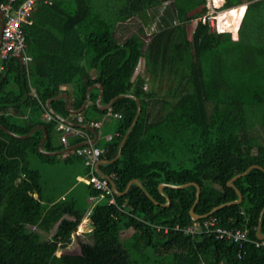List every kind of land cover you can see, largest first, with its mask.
<instances>
[{
	"label": "trees",
	"instance_id": "1",
	"mask_svg": "<svg viewBox=\"0 0 264 264\" xmlns=\"http://www.w3.org/2000/svg\"><path fill=\"white\" fill-rule=\"evenodd\" d=\"M243 3L247 6L239 40L233 42L230 33L217 32L202 20L206 0L36 1L32 13L36 24L23 26L31 60L22 65L12 54L0 61V123L19 135L44 125V149L58 151L66 145L57 120L46 118L47 99L66 92L70 108L78 109L95 83L103 85L102 104L119 94H133L141 101L138 120L119 158L100 164V169L119 192L133 178L143 188L133 183L125 194L114 195L117 205L101 199L91 208L93 257L58 253L71 243L88 206L70 195L47 196L42 173L32 161L79 162L83 174L88 168L75 150L40 153V128L26 138L0 128V264H264V248L251 242L240 248L229 239L174 229L194 221L190 209L197 195L195 185L159 190L161 183H197L200 196L194 212L204 215L236 200L237 192L228 181L258 165L233 180L242 193L241 202L219 207L209 216L220 226L247 229L251 239H257L261 221L264 234V130L256 121L261 120L264 128V95L257 86L264 81V72L246 64L254 58V48L241 32L243 27L244 32L260 28L264 0H225L224 7ZM151 25L153 31L147 32ZM119 26L135 30L121 39ZM231 26L233 19L228 18L222 27ZM141 59L143 70L136 73ZM98 93L97 87L89 92V103L80 114H71L64 98L50 104L75 124L87 125L108 111L120 113L117 133L98 144L103 148L101 159H112L137 103L122 96L110 109H100ZM83 185L87 194H97L91 185ZM167 197L170 202L164 205ZM65 215L73 220H63ZM128 229L131 234L123 238Z\"/></svg>",
	"mask_w": 264,
	"mask_h": 264
},
{
	"label": "built area",
	"instance_id": "2",
	"mask_svg": "<svg viewBox=\"0 0 264 264\" xmlns=\"http://www.w3.org/2000/svg\"><path fill=\"white\" fill-rule=\"evenodd\" d=\"M36 1L37 0H22L17 3V0H6L0 3V11L2 12L4 19L0 39V61L7 59L16 52L22 53V60L24 63H27L30 60V56L25 52L26 37L23 31V26L27 24H36V21L32 16ZM224 3L225 0H206L207 11L202 17V20L207 21L210 27L217 32H233L234 34V31L220 28L219 18L225 13H228L229 10L238 6L225 8ZM246 6L245 3L239 25L245 13ZM239 25L235 33H238ZM112 114L117 118L121 117L120 113L114 112ZM46 118L56 119L49 112L46 113ZM56 120L57 129L61 130L64 134L73 133L79 135L82 133V130L78 126L64 123L58 119ZM80 120L81 119H79V121ZM89 124L95 127L100 126L99 122H90ZM112 136L113 135H109L108 139H111ZM62 141L66 144L65 136H62ZM102 152V148L90 143L79 146L75 149V153L83 159L84 165L88 168L87 173L83 176H79L78 179L91 185V187L97 191L96 195H89L88 197L90 208L101 199H106L109 204L117 205L114 196L115 192L110 180L96 171V166L101 160ZM152 227L158 230L162 228L165 232L168 230V227H162L161 225H152ZM174 229L181 230L185 234H207L215 235L217 238L229 239L237 243L240 248H243L246 242H251L256 247L264 248V238L251 239L248 236L247 229L220 226L217 224L216 218L213 216L207 217L202 222L194 220L188 225L181 226L177 224Z\"/></svg>",
	"mask_w": 264,
	"mask_h": 264
},
{
	"label": "crops",
	"instance_id": "3",
	"mask_svg": "<svg viewBox=\"0 0 264 264\" xmlns=\"http://www.w3.org/2000/svg\"><path fill=\"white\" fill-rule=\"evenodd\" d=\"M244 5H245V3L239 5L236 8H233V10L240 9V14H241V15H239V17H238L237 20H236V18L234 19L235 24H236V27L239 25L240 18H241L242 14H243ZM246 5H247V3H246ZM123 24H127V23L125 22ZM133 30H135V27L119 26L118 29H117V36L122 39L123 37L127 36ZM236 30L237 29L231 30V31H234L233 36H231V41H233V42H236V41L239 40V33H235ZM244 42H246V43L247 42H250L253 45V48H254V56H253L254 58L252 60H250V61L249 60H246L245 61L246 64L251 63L253 67H256L257 69H259V70H261V71L264 72V18L261 20L260 28L256 29L255 31H251V29H250L249 32L245 33V35H244ZM25 52H26V50H25ZM26 54L28 55L27 52H26ZM28 56H30V55H28ZM30 60H31V57H30ZM27 63H24L23 62L22 65H27ZM64 87H66V86H64ZM64 93H66V92H64ZM98 95H99V93H98ZM88 103H89V98H88V101L86 102L84 108L86 107V105ZM65 106H66V102H65ZM68 107L70 108V106H69V96H68ZM66 109H67V107H66ZM70 109L71 110H76V109H72V108H70ZM108 109H110V108H108ZM81 111L79 113H74L72 111H69V112L71 114H74L75 115V114H80ZM95 116H96V120H93L92 122H99L100 123V126L99 127H95V126H92L90 124H87V127H84V128L86 130H88V131H83L81 129L82 130V133L79 134V135H75L73 133H67V134H64L63 133L64 134L63 136L66 137V144L63 142L64 145H66L65 148L70 147V146H73V145H75L77 143H80V142L73 143V142L76 141V139H79V138H82L83 141H86V142H88L90 144H94V145L102 148L98 144L100 142L109 140L108 139V136L109 135H115L117 133V130L116 129H117V122H118V119L119 118L115 117L112 114V112L108 111L107 113H105L103 115H95ZM79 119H81V116L80 115H78V120ZM260 121L258 122V129L261 130V131H263L264 128L262 127ZM79 125H86V124L81 123ZM78 127L79 128H82L83 126H78ZM83 141H81V142H83ZM76 148H74V149H72L70 151H73ZM61 161L64 162V160H61ZM57 162L58 161H55L53 163H47V164H51L52 165V164H56ZM77 163H79V162H75L73 164L72 163L71 164L70 163H66V164H69L71 166V169H70L71 171H69V173L66 176L64 175L65 177H63L62 179H60L58 181L53 180V182H49V181L47 182V180L42 179L43 185L45 187V194L47 196H49V195L52 194L51 191H52L53 186H49V183H53V185H55L57 182L59 183L60 181H64L66 183L65 187L62 188V190H60L59 192L55 193L56 195H58L59 197H64V196H69L70 195V196H73V197L79 199L80 201L83 199L90 206V203H89V200H88L89 194H87V192L85 190V187L83 185L84 182L83 181H80L78 179L79 176L85 175V174H83L81 172L83 170V167H82L81 164L79 166V164H77ZM63 168H66V167L64 166ZM34 195L36 196V194H34ZM89 209L91 210V208H89ZM90 210L87 209V212L85 213V215H84L81 223L79 224V226L77 228L78 231L76 230L75 232L72 233V241L67 246V248L64 249V252L65 253L82 254V251H80V252H70V248L75 243V239H73V238H75V237H73V236H75L74 234H76L77 236H79L80 235V232L83 231L84 226H85V224H87V221L88 220H89L90 225H91V228L90 229H92V224H91V221L89 219V212H90ZM63 220L72 221L73 220V217L68 216V215H65L63 217ZM59 224H60V221L54 226V228L52 230L53 232H55L57 230Z\"/></svg>",
	"mask_w": 264,
	"mask_h": 264
},
{
	"label": "water",
	"instance_id": "4",
	"mask_svg": "<svg viewBox=\"0 0 264 264\" xmlns=\"http://www.w3.org/2000/svg\"><path fill=\"white\" fill-rule=\"evenodd\" d=\"M3 20H4V19H3V14H2V12L0 11V39H1V33H2V27H3ZM14 55H15L16 57H18V58L20 59V61L22 62V64H23V61H22V53H20V52H16ZM95 87H97V88L99 89V95L97 96L96 103H97V106H98L100 109H108V108H110L112 102H113L115 99H117L118 97H122V96H127V97H130V98H133V99L136 101V103H137L136 114H135V116H134V118H133V120H132V122H131V124H130L128 130H127V132L125 133V135L123 136V138L121 139V141H120V143H119L118 150H117V154H116L115 157L112 158V159H101L100 162H99V163L97 164V166H96V171H97L99 174H101V175L107 177V178L110 180V183H111V185H112V188H113L115 194H117V195L125 194V193L127 192V190L129 189V187L131 186V184H133V183H135V184H137V185H139L140 187L143 188L142 183H141L137 178H133V179H131V180L127 183L126 188L124 189V191H123V192H119V191L117 190V188H116V186H115V184H114L112 178H111L110 176H108L107 174H105V173L100 169V164L113 162L114 160L118 159L119 156L121 155V150H122L123 144H124V142H125V140H126L128 134L130 133L132 127L134 126V124H135L136 121L138 120L139 114H140V112H141V101H140V99H139L137 96H135V95H133V94H119V95L113 97L108 103H106V104H102V103H101V97H102V92H103V85H102L101 83H95V84L91 85L90 87H88L87 92H86L85 100H84V102H83V104L81 105L80 108H78V109H76V110H71V109L68 107V95H67L66 93H62V94H60V95H57V96H55V97H52V98L47 99V101H46V108H47V110H48V112H49L50 114H52L56 119H58V120H60V121H62V122H64V123H67V124H70V125H73V126H83V127H87V125H79V124H75V123L71 122L70 120H68V119H66V118H64V117H62V116H60V115H59V114H58V113L52 108L50 102H51V100H53V99L64 98V99H65V102H66V107H67V109H68L69 111L74 112V113H79V112L84 108L86 102L88 101L90 90H91L92 88H95ZM0 128H1L2 130H4L6 133H8L9 135L14 136V137H17V138H26V137H28V136H29V135H30L35 129H37V128L42 129V131H43V135H42V138H41L40 144H39V146H38V151H39L40 153H42V154H46V155L64 154V153H66V152H68V151H70V150H72V149H74V148H76V147H79V146H82V145L89 144L88 142L83 141V142L77 143V144H75V145H73V146H70V147L64 148V149H62V150H58V151H47V150L44 149V143H45L46 138H47V132H46V129H45V126H44V125H35V126L29 131V133H27V134H25V135H19V134H16L15 132H13V131H11L10 129H8V128H6L5 126H3L1 123H0ZM253 167H260V166H258V165H251V166H249L245 171H243V172L240 173V174L235 175L234 177H232V178L228 181V185H229V186H233V187L235 188L236 192H237L238 198H237L236 200L231 201V202H228V203L220 204V205H218V206H215V207H214L209 213L204 214V215H198L197 213L194 212V205L196 204V202L198 201L199 196H200V186H199L197 183H195V182H187V183H184V184H181V185H174V184L161 183V184L159 185V190L162 192V191H163V188H164L165 186H167V185H168V186H171V187H175V188L185 187V186H188V185H190V184L195 185L196 188H197V195H196V199H195V201H194V204H193V206H192L191 209H190V214H191V217H192L194 220H197V219H199V218H206V217H208L213 211H215L216 209H218L219 207H222V206L227 205V204H232V203H239V202H241V200H242V198H243L242 193L240 192L239 189H237V188L233 185V180L236 179V178H238V177H240V176H242V175H244L246 172H248V171H249L251 168H253ZM154 202L157 203L156 201H154ZM169 202H170V200H169V198L167 197V198H166V203H165L164 205H168ZM263 210H264V209H263ZM263 210H262V212H263ZM262 212H261V214H262ZM257 238H264V234L261 232V221L259 222V226L257 227Z\"/></svg>",
	"mask_w": 264,
	"mask_h": 264
},
{
	"label": "rangeland",
	"instance_id": "5",
	"mask_svg": "<svg viewBox=\"0 0 264 264\" xmlns=\"http://www.w3.org/2000/svg\"><path fill=\"white\" fill-rule=\"evenodd\" d=\"M178 10L181 13L180 7H179ZM239 11H240V9H238L236 11L232 10V12H230L231 17L232 16H233V18L234 17L235 18L238 17ZM194 24H195V22H193V24L188 26L189 36L191 35V33L193 31ZM240 25H241V22H240ZM240 25H239V28H240ZM245 28L243 27L242 30H241V32L244 35H245V33L249 32V30H247V29L244 32ZM153 29H154V27H153V25H151L150 27L146 28V31L147 32H152ZM239 31H240V29L238 30V33H239ZM226 33H230V36H233V32H226ZM143 64H144L143 59H141L139 64H138V66H137V68H136V73L143 70ZM252 85L254 86V84H252ZM257 86L259 87L258 88V93H260L263 96L264 95L263 94L264 82L263 81H258L257 82ZM165 87H166V84L163 85L162 88L161 87L158 88V90L160 92H162ZM247 96L249 97L250 95H247ZM256 121L259 122V120H256ZM77 164H79V163H77ZM32 165H33V167H36V168L41 170L42 179L47 180V182L48 181L49 182H53V180L58 181V180L62 179L63 177H65L69 173V171H71L70 170L71 166L69 164H66L65 162H63L61 160L60 161L58 160V162L56 164H52L51 165V164H47V163H44V162L40 161L38 158H34L33 161H32ZM64 166L66 168H63ZM79 166H80V164H79ZM57 183L55 185H53V183H49V186H53L51 193L55 194V193L59 192L66 185V183L64 181H60L58 184ZM83 202H84V204H86L88 206L87 209L90 210L89 209L90 208L89 204H87L84 200H83ZM90 228H91V225H90V222L88 220L87 224H85V226H84L83 231L80 232V235L77 236L76 234H74L75 236H73V237H75V238H73V239H75V243L70 248V252H80V251H82V252L86 253L89 257H93L92 256V234H91V229ZM131 232H132V229H128V230L123 231L122 232V237L123 238L128 237L131 234ZM53 233L54 232L51 231V233L48 234V235L50 236ZM62 252H64V250L58 251V253H62Z\"/></svg>",
	"mask_w": 264,
	"mask_h": 264
},
{
	"label": "bare ground",
	"instance_id": "6",
	"mask_svg": "<svg viewBox=\"0 0 264 264\" xmlns=\"http://www.w3.org/2000/svg\"><path fill=\"white\" fill-rule=\"evenodd\" d=\"M233 10V9H232ZM232 10H229L228 13H225L221 18H219V26L220 28H224L222 27L223 26V23L228 19V18H232L233 19V26L229 27V28H224V29H228V30H234V29H237L238 26L236 27V24H235V17L233 18V16L231 17L230 15V12H232ZM236 11V10H235ZM240 14V11H239V14H238V17H239ZM238 17H236V20L238 19ZM230 23V22H229Z\"/></svg>",
	"mask_w": 264,
	"mask_h": 264
}]
</instances>
